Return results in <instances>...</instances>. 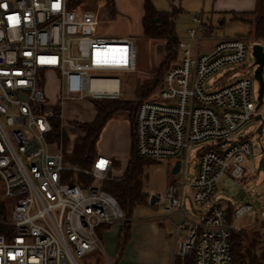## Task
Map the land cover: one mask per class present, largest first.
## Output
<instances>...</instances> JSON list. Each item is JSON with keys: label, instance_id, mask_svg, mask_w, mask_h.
<instances>
[{"label": "built area", "instance_id": "built-area-1", "mask_svg": "<svg viewBox=\"0 0 264 264\" xmlns=\"http://www.w3.org/2000/svg\"><path fill=\"white\" fill-rule=\"evenodd\" d=\"M83 3L0 0V182L12 203L14 229L10 236L0 234V264H80L103 251L101 227L126 221L117 199L103 187L119 177L113 159L98 153L92 166L82 169L49 140L52 120L63 119L67 102L119 99L121 78L104 73H132L138 67L134 40L98 34V15ZM194 22L187 37L178 38L177 58L162 83L139 102L136 151L146 160H174L173 167L180 162L179 178L166 189L165 201L174 227L172 264L178 258L233 264L232 237L242 219L255 214L254 201L235 206L232 216L228 207L212 203L193 218L184 200L190 192L204 206L224 175L241 180L248 173L253 147L237 136L258 115L257 80L255 71L232 76L245 67L248 53L253 56L254 45L264 49V30L260 37L222 38L202 53L201 44L213 41V32L202 18ZM228 66L232 69L207 89L209 78ZM50 78L57 85L53 103ZM203 143L209 146L197 152L189 179L190 149ZM77 173L93 181H76Z\"/></svg>", "mask_w": 264, "mask_h": 264}, {"label": "rangeland", "instance_id": "rangeland-1", "mask_svg": "<svg viewBox=\"0 0 264 264\" xmlns=\"http://www.w3.org/2000/svg\"><path fill=\"white\" fill-rule=\"evenodd\" d=\"M144 0H83L84 9H90L98 15L99 25L96 32L108 37H130L137 46L138 67L135 72H110L105 75L117 76L121 78L120 100L139 101L148 98L142 97L139 87L152 81L160 71V64L165 55L163 52V39H152L145 37L142 31V16ZM158 10L168 11L173 7L181 9L182 12L176 19L175 30L180 40L187 37L188 30L195 27V18H202L203 22L211 28L213 41H205L201 44V52H210L214 44L222 38L243 36L247 37L248 26L238 20L231 18L230 13L223 12L218 0H151ZM261 15L259 10L256 15H246V18L257 19ZM251 36H256L252 34ZM171 66V65H170ZM254 58L248 53L245 59V67L233 72L232 78H240L244 74H251L255 71ZM232 69L225 67L209 78L206 88L209 89L211 83ZM164 71L162 77L164 76ZM259 84L254 81L253 99L257 103ZM57 85L50 78L47 93L49 100L53 103L56 99ZM93 99L85 101L67 102L63 109L62 129L65 131L69 142L65 147L66 152H71L74 140L82 131L75 126L76 122H92L96 112ZM257 116H260L258 119ZM238 134L239 138H247L253 147V156L248 159L245 166L247 175L245 179L237 180L229 174L224 175L216 185V189L211 201L200 206L196 204L187 192L184 200V209L193 218H198L200 211H205L210 204L218 203L226 207L229 203L239 204L240 202L254 201L255 209L259 215L249 216L241 221V229L247 233L245 245H248L255 231L260 229L261 217L264 218V171H259L260 161L264 157V105L258 109L257 115ZM122 123V124H121ZM121 124L124 131H128L130 125L126 112H120L111 119L103 130L98 142V148L102 151L118 152L122 150V164L125 163L129 154L128 146L131 148V129L127 136L118 138L115 134V127ZM262 127L261 132L259 128ZM209 146L207 143L193 144L190 149V175L192 178L194 168L197 165V152ZM130 156V154H129ZM114 174L121 177L126 167L114 159ZM174 160L151 161L145 166L144 192L148 195L146 204L137 206L132 215L131 238L128 241L122 256L118 254V239L121 225H113L105 230L101 240L103 251H95L80 259V264H166L165 258L168 247L171 243L167 240V235L172 233L171 222L169 221L172 210L166 209V189L179 178L178 174L172 173ZM93 181V179H91ZM152 196L159 197V201L151 204ZM175 220H181V215L176 214ZM264 235V229L260 230ZM183 261L182 259H180ZM182 264V263H181Z\"/></svg>", "mask_w": 264, "mask_h": 264}, {"label": "trees", "instance_id": "trees-1", "mask_svg": "<svg viewBox=\"0 0 264 264\" xmlns=\"http://www.w3.org/2000/svg\"><path fill=\"white\" fill-rule=\"evenodd\" d=\"M262 1L263 8L261 9V17H259L256 22L255 35L257 37L262 36L264 30V0ZM143 10V35L148 38L163 39L165 41L163 45L165 57L160 64V71L152 81L138 88L141 96L145 97L162 83L164 77H162L163 70H165V74L170 65L177 58L179 41L175 30V24L182 10L173 7L171 10L161 11L155 7L151 0H144ZM139 102L135 104L133 101L120 99L93 100L92 104L96 112L95 118L92 122L75 123V126L82 131V134L75 138L71 152L67 153L65 150L69 140L66 137L65 131L62 129V122L59 117L53 118L52 131L49 134V140L58 143L62 147L65 153V159L68 163L82 169H88L92 166L99 153L98 142L107 123L115 118L118 113H127V119L131 129V148L128 162L121 177L106 181L103 184L104 189L117 199L126 216V221L122 224L119 231V258L122 256L131 238L133 211L137 206L146 204L148 200V195L143 189L145 166H147L151 160L140 158L136 151L135 120ZM262 105H264V97ZM57 111H59V109H57ZM77 178L76 181L92 182V178L82 173H77ZM11 209L12 203L5 197L4 189L0 182V234L6 236H10L14 233V229L11 225ZM233 212L234 208L228 207L230 216H232ZM107 229H109V226L101 227L99 229V235L102 237L103 232ZM261 229H264V218L260 221V229L254 232L253 238L248 245L244 244L247 238L245 229H240L233 234L231 247L233 264H264V235L261 233ZM181 263L192 264V258H186L184 261H181L180 258L176 259L175 264Z\"/></svg>", "mask_w": 264, "mask_h": 264}, {"label": "crops", "instance_id": "crops-1", "mask_svg": "<svg viewBox=\"0 0 264 264\" xmlns=\"http://www.w3.org/2000/svg\"><path fill=\"white\" fill-rule=\"evenodd\" d=\"M218 2L222 7L221 9H224L223 12L230 13L232 19L238 20V21H240V22H242L248 26V33H247L248 36H251L252 34L255 35L257 17L255 18L254 21H252V19L246 18V15H250V16L256 15L259 10L261 11V9L263 8V1L262 0H218ZM143 3H144V1L142 2V6H143ZM143 14H144V10H143ZM121 124H119V126H116L114 129L115 134H117L118 138H120L122 136L123 137L127 136V134L130 132V127H129L128 131L126 132V131H124L125 129L124 130L122 129ZM128 149H129V154H130V144L128 146ZM117 151L118 152L102 151L98 148L99 153L111 157L113 159V161H114V159L119 161L121 163V165H123L125 167V165L128 162V159H129V154L126 157L125 163L122 164V157H123L122 156L123 155L122 150L120 148H118ZM262 197L264 199V195ZM241 203L242 202H240L239 204H241ZM235 206H237V204L229 203L226 207H233L234 208ZM254 209H255V206H254ZM256 215H259L257 209H255V214L246 215L242 219V221L246 220V218L249 216H256ZM261 218H263V217H261ZM171 227H172V233H169L167 235V240L169 241V243H171V247H168V249H167V255L165 258L166 264H172V250H173V242H172L173 238H172V236H173V232H174V227H173V225H171Z\"/></svg>", "mask_w": 264, "mask_h": 264}, {"label": "water", "instance_id": "water-1", "mask_svg": "<svg viewBox=\"0 0 264 264\" xmlns=\"http://www.w3.org/2000/svg\"><path fill=\"white\" fill-rule=\"evenodd\" d=\"M253 57L255 58L256 69H255V78L258 81L259 84V90H258V104L257 108L259 109L263 104V97H264V76H263V70H264V49L261 45H254L253 46ZM259 119L260 116H257ZM262 127L259 128V132H261ZM180 168V162H176L175 166L172 168V173L177 174L179 172ZM259 171H264V157L260 161L259 164ZM159 197L152 196L150 199L151 204H155L159 201Z\"/></svg>", "mask_w": 264, "mask_h": 264}, {"label": "bare ground", "instance_id": "bare-ground-1", "mask_svg": "<svg viewBox=\"0 0 264 264\" xmlns=\"http://www.w3.org/2000/svg\"><path fill=\"white\" fill-rule=\"evenodd\" d=\"M109 83L115 84L116 85V81H110Z\"/></svg>", "mask_w": 264, "mask_h": 264}, {"label": "snow or ice", "instance_id": "snow-or-ice-1", "mask_svg": "<svg viewBox=\"0 0 264 264\" xmlns=\"http://www.w3.org/2000/svg\"><path fill=\"white\" fill-rule=\"evenodd\" d=\"M101 166H102V164H101Z\"/></svg>", "mask_w": 264, "mask_h": 264}]
</instances>
